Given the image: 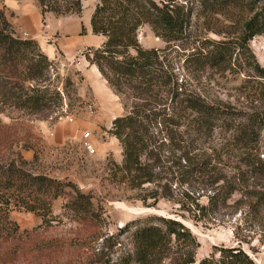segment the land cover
Segmentation results:
<instances>
[{
	"label": "trees",
	"instance_id": "obj_1",
	"mask_svg": "<svg viewBox=\"0 0 264 264\" xmlns=\"http://www.w3.org/2000/svg\"><path fill=\"white\" fill-rule=\"evenodd\" d=\"M33 1L43 23L46 13H81L82 0ZM94 1L90 29L104 41L88 49L85 59L119 98L124 111L109 130L120 146L121 161H108V183L133 192L134 199L146 207H154L160 199L169 201L178 206L177 215L195 225H203L236 193L245 199L244 212H264V160L258 150L264 135V107L243 112L207 100L188 89L178 73L181 69L193 79L208 73L222 75L232 69L238 51L264 81V69L249 49L253 37L264 31V0ZM240 12L246 19L239 38L203 40L200 36L204 30L213 31V19H229ZM145 26L165 44L163 49L139 44L138 32ZM60 81L55 64L35 40L14 32L1 8L0 254L17 250L20 232L10 219L12 211L35 215L42 221L40 227L66 219L98 238L103 219L92 196L67 178L32 168L43 146L29 119H46L63 108L73 82L67 76L59 87ZM216 134L219 141L211 144ZM20 150H34L33 160H23ZM173 184L177 188L171 190ZM150 185L154 188L146 187ZM59 199L61 213L55 216L53 205ZM130 229H134L132 250L112 264H254L239 248L215 249L210 257L196 262L199 243L174 218L135 220L120 228V233Z\"/></svg>",
	"mask_w": 264,
	"mask_h": 264
},
{
	"label": "rangeland",
	"instance_id": "obj_2",
	"mask_svg": "<svg viewBox=\"0 0 264 264\" xmlns=\"http://www.w3.org/2000/svg\"><path fill=\"white\" fill-rule=\"evenodd\" d=\"M10 3L13 5L12 9L5 5ZM94 5V0H82L79 16H58L53 13L44 15V23L42 22L34 40L42 51L47 48L54 50L55 57L49 60L55 64V70L61 78L59 87L67 76L73 86L70 87L69 99L64 100L61 110L55 111L46 119L32 117L29 122L34 132L41 136L43 146L40 147L38 161L32 168L56 178H67L92 196L94 207L103 219L98 238L94 239V235L86 234L81 226L66 219L40 227L42 221L35 215L12 211L10 219L16 223L20 232L15 241L17 250L14 254L1 253L0 264L116 263L132 250L134 229L120 233V228L129 222L153 216L177 219L189 229L199 243L196 262L210 257L215 249L239 248L254 264H264V212L259 215L244 212L245 199L239 193L232 195L226 206L202 221L203 225H195L191 220L177 215L178 206L169 201L160 199L154 207H146L134 199L133 192L108 183V161H121L120 146L109 134V130L112 121L124 113L123 107L101 75L89 66L83 56H76V51L85 53L104 41L90 30L89 18ZM261 5L259 3L257 6ZM1 8L19 36L21 32L17 26L23 20H30V11L37 12L41 17L33 0H0ZM245 19L242 12L229 19L218 17L211 22L213 31L204 30L200 36L203 40L239 38ZM138 42L146 49L165 47L146 26L139 30ZM249 49L256 63L264 69V31L253 37L249 42ZM51 73H54L53 70ZM178 73L188 89L207 100L221 101L243 112L259 111L264 107V81L257 77L246 56L238 51L233 56L232 69L222 75L208 73L200 79H193L181 69ZM89 105L93 108L92 113L86 108ZM66 117H71L73 121L69 122ZM3 122L8 120L3 118ZM85 133L90 134L89 140L95 148L93 154L87 153L82 147ZM217 141L219 134L213 136L211 144ZM258 150L260 158L264 160V135L258 144ZM33 151L20 150L23 160L31 162ZM146 187L154 188L153 185ZM167 187L170 185L167 184ZM175 188L177 186L173 184L171 190ZM200 202L205 204V198H201ZM148 203L152 201L149 200ZM61 206L62 200L59 199L53 205V215L61 213ZM33 229L36 231L23 236L22 232Z\"/></svg>",
	"mask_w": 264,
	"mask_h": 264
},
{
	"label": "crops",
	"instance_id": "obj_3",
	"mask_svg": "<svg viewBox=\"0 0 264 264\" xmlns=\"http://www.w3.org/2000/svg\"><path fill=\"white\" fill-rule=\"evenodd\" d=\"M9 9L13 8V5L10 4H5ZM30 14V16H29ZM28 14V16L30 17V20L25 21L23 20L21 23L18 24L17 28L23 32H26L27 34L30 35L31 39H36L37 38V33L40 30L41 24H42V18L38 16L37 12H33L30 11ZM89 23H90V18H89ZM90 26V24H89ZM91 30V29H90ZM100 45H96L92 48H98ZM46 54V56L48 57V59H54L55 57V53L54 50L52 48H47L45 50H43ZM93 69H95L96 73H98L97 69L92 66ZM99 74V73H98Z\"/></svg>",
	"mask_w": 264,
	"mask_h": 264
},
{
	"label": "built area",
	"instance_id": "obj_4",
	"mask_svg": "<svg viewBox=\"0 0 264 264\" xmlns=\"http://www.w3.org/2000/svg\"><path fill=\"white\" fill-rule=\"evenodd\" d=\"M21 37L24 38V39H26V38L29 37V35H28L26 32L21 31ZM87 54H88V51H86L85 53L82 52L81 50L76 51V56H78V57H82V56H83V57L85 58ZM86 108H87V110H88L90 113L93 112V108H92L91 105L87 106ZM66 119H67L69 122H72V121H73V119H72L71 117H66ZM89 135H90L89 133H85V134L83 135L82 147H83V149H84L87 153H89V154H93V153L95 152V148H94V146L92 145V143H91L90 140H89Z\"/></svg>",
	"mask_w": 264,
	"mask_h": 264
}]
</instances>
